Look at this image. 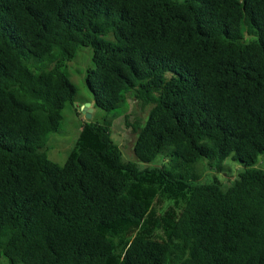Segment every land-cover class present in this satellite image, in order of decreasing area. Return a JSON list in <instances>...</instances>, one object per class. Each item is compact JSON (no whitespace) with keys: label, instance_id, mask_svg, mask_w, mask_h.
Returning a JSON list of instances; mask_svg holds the SVG:
<instances>
[{"label":"trees","instance_id":"obj_1","mask_svg":"<svg viewBox=\"0 0 264 264\" xmlns=\"http://www.w3.org/2000/svg\"><path fill=\"white\" fill-rule=\"evenodd\" d=\"M92 49L93 107L121 109L140 167L85 120L46 152ZM128 99L148 107L129 120ZM75 111L82 115L79 106ZM264 0H0V256L10 264H264ZM242 163L227 189L200 159ZM215 162V164H214Z\"/></svg>","mask_w":264,"mask_h":264},{"label":"rangeland","instance_id":"obj_2","mask_svg":"<svg viewBox=\"0 0 264 264\" xmlns=\"http://www.w3.org/2000/svg\"><path fill=\"white\" fill-rule=\"evenodd\" d=\"M92 66V49L86 46L80 47L76 57L67 63L71 80L77 87V100L75 104L66 103L63 109L60 131L48 136L45 149L49 158L59 164H64L70 150L75 145L85 120L104 123L105 120L111 119L114 114H119L112 122V137L120 144L124 158L136 161L141 168L145 166H161L166 167L173 173L185 172L183 168L174 167L173 163L162 155L154 158L150 163L138 161L134 151L136 133L126 124L125 115L121 109L107 112L95 108V112L90 118H87L83 113L82 115L76 113V106H79L80 111H82L81 107L85 102H92L91 92L86 85V76ZM128 101L129 120L143 123L148 116L149 108L143 107L131 99H128ZM212 162L204 158L188 166L190 170L199 174L200 178L197 182L209 183L218 179L222 183L223 188L227 189L235 183L239 178L240 171L243 169L242 163L235 160L232 155L222 162L223 170H218L216 166H212ZM256 166L264 169V154L260 155ZM0 264L10 263L5 256H0Z\"/></svg>","mask_w":264,"mask_h":264},{"label":"water","instance_id":"obj_3","mask_svg":"<svg viewBox=\"0 0 264 264\" xmlns=\"http://www.w3.org/2000/svg\"><path fill=\"white\" fill-rule=\"evenodd\" d=\"M82 113L85 114L87 118L92 117V112H93V107H92V102L88 101L85 102V104L82 105L81 107Z\"/></svg>","mask_w":264,"mask_h":264},{"label":"crops","instance_id":"obj_4","mask_svg":"<svg viewBox=\"0 0 264 264\" xmlns=\"http://www.w3.org/2000/svg\"><path fill=\"white\" fill-rule=\"evenodd\" d=\"M92 107H93V102H92ZM93 109H94V110H93V112H92V115H93V114H94V112H95V108H94V107H93Z\"/></svg>","mask_w":264,"mask_h":264}]
</instances>
